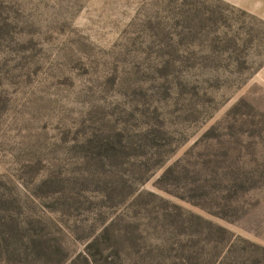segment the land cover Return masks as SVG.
<instances>
[{"label": "rangeland", "instance_id": "374dc122", "mask_svg": "<svg viewBox=\"0 0 264 264\" xmlns=\"http://www.w3.org/2000/svg\"><path fill=\"white\" fill-rule=\"evenodd\" d=\"M0 264H264V0H0Z\"/></svg>", "mask_w": 264, "mask_h": 264}]
</instances>
